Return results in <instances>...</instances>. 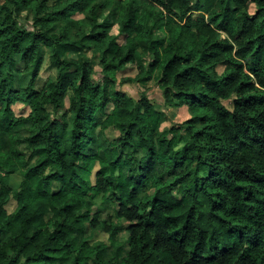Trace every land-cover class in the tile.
<instances>
[{"label": "trees", "instance_id": "trees-1", "mask_svg": "<svg viewBox=\"0 0 264 264\" xmlns=\"http://www.w3.org/2000/svg\"><path fill=\"white\" fill-rule=\"evenodd\" d=\"M0 264H264V0H0Z\"/></svg>", "mask_w": 264, "mask_h": 264}, {"label": "rangeland", "instance_id": "rangeland-1", "mask_svg": "<svg viewBox=\"0 0 264 264\" xmlns=\"http://www.w3.org/2000/svg\"><path fill=\"white\" fill-rule=\"evenodd\" d=\"M251 10L253 11L254 8L251 7ZM82 17V16H77ZM149 23H152V20L148 19ZM87 31H90V28H86ZM112 33L114 35H119V27L115 26L112 30ZM124 42V36H119V43L122 44ZM51 50L49 48H44L43 50V57H44V63L43 67L39 73V77L36 82V88L40 89L43 84L45 83L46 79L49 77H54L56 75V66L51 62ZM87 55L92 56V53L90 51H87ZM71 57L73 55L71 54ZM96 75V80L100 79L99 73H100V66L98 63L94 64ZM18 68L20 71L22 70V66L18 65ZM223 67H219L218 71L221 72ZM137 75V70L135 67L129 66L126 70L118 74V88L126 93H128L130 96H132L135 99H139L143 95H146L151 102L154 104V106L162 113L163 118L159 126L160 132H164L166 130H169L173 127L174 124H182L185 121H187L190 118V115L188 114L187 108H179V109H170L166 108L165 101H164V94L163 91L160 89L158 84L155 81L150 82L147 86H143L139 83H126L121 84V80L126 78H135ZM30 80V76L28 74H17V87L20 85L26 86ZM225 105L231 109L232 107V101L225 102ZM15 111L17 115L27 114L29 110L27 108L22 107V105H16ZM106 136L110 141H114V139L117 136V133L113 130H107ZM98 168L97 165L94 167V171ZM93 171V172H94ZM92 181H93V175H92ZM21 182L20 177L14 176L11 179L10 186L12 188H17ZM15 208V201H11L8 205L7 209L9 212H12ZM106 216H103V220H105ZM87 233L90 234V239H93L94 242H100V243H108V236L103 232L99 231L97 233H93L90 231V229H87ZM127 234L121 233L119 235L121 242L123 243V247L125 251L128 249L127 245ZM109 254H113L114 249L110 248L108 249Z\"/></svg>", "mask_w": 264, "mask_h": 264}]
</instances>
